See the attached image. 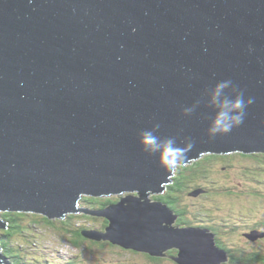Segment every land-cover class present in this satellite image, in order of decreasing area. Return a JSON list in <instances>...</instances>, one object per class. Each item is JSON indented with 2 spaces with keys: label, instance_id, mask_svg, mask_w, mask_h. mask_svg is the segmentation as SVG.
Wrapping results in <instances>:
<instances>
[{
  "label": "water",
  "instance_id": "95a60500",
  "mask_svg": "<svg viewBox=\"0 0 264 264\" xmlns=\"http://www.w3.org/2000/svg\"><path fill=\"white\" fill-rule=\"evenodd\" d=\"M222 80L254 102L211 137L208 101ZM155 123L161 139L191 138L188 164L264 153V0H0V211L105 216V230L83 235L177 250L179 264H230L215 233L181 227L150 199L174 175L139 142ZM81 196L120 199L93 210ZM0 264H14L1 244Z\"/></svg>",
  "mask_w": 264,
  "mask_h": 264
},
{
  "label": "trees",
  "instance_id": "16d2710c",
  "mask_svg": "<svg viewBox=\"0 0 264 264\" xmlns=\"http://www.w3.org/2000/svg\"><path fill=\"white\" fill-rule=\"evenodd\" d=\"M238 158L240 160L237 161V166H235L232 159ZM247 160L252 161V163L248 165L249 161ZM238 162L239 164L242 162L246 164L243 167L244 169L238 167ZM245 166L248 167L246 168ZM253 167L254 169H252ZM232 168L237 169V171L241 175V178H244L245 181H249L253 184L251 186H248L249 188H251L249 191L254 192L253 194H250H252L254 197H264V193H262L264 192V153L236 152L228 154H206L202 158L192 162L186 167L178 169L175 174L176 177L173 178L172 183L167 185L166 191L163 194L152 198L167 202L179 214L178 222L180 224L210 227L213 231L216 232L222 227H228L229 223H224L226 220L222 218L216 220L204 219L200 215L202 213V210L198 209L196 211V209L198 208L197 203L199 200V198L197 199V197L200 196V199L210 198L208 197V195L205 196L204 194H209L210 196L211 191H213L219 195H222L220 197L231 199L223 203L228 208L235 209V207L241 205V202L238 199H240L241 196H244V194H248L244 193L243 191V188L248 187L244 186L242 182L236 181L234 178H232L233 176L231 177L228 175H225L224 178L226 180L227 178H229L232 181H214L216 174L220 173L219 171L227 172ZM209 182H212L213 185H210ZM255 187H261L262 192L255 191ZM198 189L203 190L204 193H192L194 191H197ZM233 192L239 193H235L238 197H232V195L234 194ZM186 195L190 196L189 198L191 199V201L189 200V198H186ZM255 199L257 200V198ZM82 200L88 206L94 208L105 207L107 206V204L112 203V201H118V199L115 197L103 199L102 197L97 198L90 196L85 197ZM186 200L188 201V203H186ZM251 204L254 203L251 202ZM256 209L257 208L253 209L252 206H248L249 212L254 210L256 211ZM260 211H262V209H260ZM2 215L4 220L7 222L6 228H0V243L3 246L5 254L14 262V264H34L33 260L27 259L26 254L27 252H30L27 251L26 246H30L28 244L37 246L35 241L31 239L30 235L32 234L30 226L32 224H37L40 222V219L36 218L37 214L8 211L3 212ZM258 216L261 215L258 214ZM29 217L31 218L29 219ZM72 217L73 216H69L70 219ZM84 217L92 218L88 215H85ZM70 219L61 220L63 226H61L60 229L64 231L66 236H70V242L74 246L81 247L83 242L86 240V237L82 234L83 227L73 228V226H71L65 228L66 221ZM43 220H46L50 224L59 228L57 221H51L47 217H43ZM106 223L108 225V221H106ZM254 223L256 227L264 226L263 220L257 219ZM229 226L232 227V224L230 223ZM93 241V243L100 245L105 243V241ZM248 241L250 242V244H231L224 241L223 238H217L218 246L230 255V264H264V235L259 236L256 239H248ZM109 242L111 244H114L111 241ZM114 245L117 247H121L124 250L128 249L119 244ZM168 252L173 255L172 257H170L172 259L174 256L178 255L177 250ZM149 257L155 262H160L163 259V257L161 256L151 254H149ZM44 264L51 263H49L48 260ZM176 264L179 263L176 262Z\"/></svg>",
  "mask_w": 264,
  "mask_h": 264
},
{
  "label": "rangeland",
  "instance_id": "374dc122",
  "mask_svg": "<svg viewBox=\"0 0 264 264\" xmlns=\"http://www.w3.org/2000/svg\"><path fill=\"white\" fill-rule=\"evenodd\" d=\"M204 156V155H203ZM234 162V165L237 166L238 159H232ZM249 161L248 165L252 163V161ZM189 165V164H188ZM244 165H246L244 162L240 163L238 162V167L241 169H244ZM246 168L248 166H245ZM254 169V167L252 168ZM219 174H216L214 181H232L229 178L227 180L224 178L225 175L233 176L236 181L242 182V184L246 187L253 185L249 181H245L244 178H241V175L237 171V169L232 168L229 171H219ZM230 172V174H229ZM241 172V171H240ZM176 175L174 174L172 178H175ZM210 185H213L212 182H209ZM169 185V184H167ZM251 188H243L244 193L250 194L249 190ZM255 191L262 192L261 187H255ZM134 192H131V194H134ZM164 193V192H163ZM163 193H154L151 194L149 197L151 200H154L152 197L161 195ZM234 194L232 197H238L236 192H233ZM236 193V194H235ZM252 194L254 192H251ZM264 193V192H262ZM127 195V194H126ZM199 195V194H198ZM205 196L208 195L210 198L200 199L201 197H197L198 203L197 206L198 209L202 210V213L200 214L204 219H225L226 221L224 223H229L228 227H222L217 233V238H223L224 241L231 243V244H250V242L244 237L243 232L247 229V224L255 222L257 219L264 221V197H254L253 195H244L239 196L240 199H238L241 202V205L235 207V209H230L223 203L226 202L227 198L220 197L222 195H219L213 191H211V195L204 194ZM88 196H81V198H85ZM119 196H116L115 198L118 199ZM190 196L186 195V198L188 199ZM100 198V197H97ZM103 199L110 198V197H102ZM185 198V199H186ZM257 198V200L255 199ZM191 201V199L189 198ZM203 200V202H202ZM233 200V199H232ZM253 202L254 204H251ZM83 203L86 207L88 205L85 202H81L80 205ZM112 203H115V201H112ZM186 203L188 201L186 200ZM110 204V203H109ZM203 204V205H202ZM108 205V204H107ZM245 205V206H243ZM248 206H252L253 209L257 208L256 211H248ZM262 209V211H260ZM195 210V209H193ZM3 213L4 211H0V213ZM32 214H37L38 219H40V222L37 224H32L30 226V230L32 231L30 234L31 239L35 241L37 246H33L32 244H28L30 246H26L27 252L26 256L27 259L33 260L34 264H44L49 260V263L51 264H72V261L75 264H176V262L168 257H163V259L160 262L153 261L149 254L144 253L142 251L138 252L132 249H123L121 247H117L114 244H111L108 240L104 239L101 241H105L104 244H95L93 243V239L87 238L83 242L81 247H76L70 242V236H66L64 231L60 229L61 226H63L61 220L59 218H51L52 221H57L58 227H55L54 225L50 224L48 221L43 220V217H47L44 214L37 213V212H28ZM260 214L261 216H258ZM67 216L66 219H70L69 216H73L70 220L66 221L65 228L73 226V228H82L83 229H90V228H97L104 230L107 223L105 220V216H98V215H92V214H86V213H73V212H67L65 213ZM85 215H88L89 217H84ZM31 217H29L30 219ZM48 218V217H47ZM49 219V218H48ZM57 219V220H54ZM179 219H177V224L181 227H184V225L180 224L178 222ZM230 223L232 224V227H230ZM63 228V227H62ZM117 245V244H116ZM264 248V247H263ZM36 256V257H34Z\"/></svg>",
  "mask_w": 264,
  "mask_h": 264
},
{
  "label": "clouds",
  "instance_id": "9594fccd",
  "mask_svg": "<svg viewBox=\"0 0 264 264\" xmlns=\"http://www.w3.org/2000/svg\"><path fill=\"white\" fill-rule=\"evenodd\" d=\"M29 3H32V0H29ZM226 89H232V94L226 95ZM208 102L215 109L208 133L211 137H215L218 134H227L234 127L242 124L246 109L254 102V99H245L244 92L233 85L231 80H222L212 88ZM193 112L194 107H186L183 110L186 116L191 115ZM159 128L160 124L155 123L152 130L140 131L139 142L144 152L149 155H158L161 167L168 173L175 174L178 169L187 166L189 162L188 153L194 147V142L191 138H185L181 143H178L177 138L174 136L161 139V137L154 134Z\"/></svg>",
  "mask_w": 264,
  "mask_h": 264
},
{
  "label": "flooded vegetation",
  "instance_id": "af4514ba",
  "mask_svg": "<svg viewBox=\"0 0 264 264\" xmlns=\"http://www.w3.org/2000/svg\"><path fill=\"white\" fill-rule=\"evenodd\" d=\"M105 220H106V219H105ZM168 255L171 256V257L173 256V255H171L169 252H168Z\"/></svg>",
  "mask_w": 264,
  "mask_h": 264
}]
</instances>
